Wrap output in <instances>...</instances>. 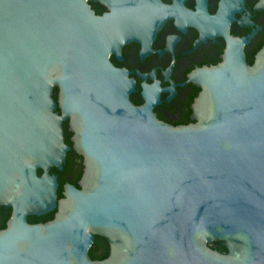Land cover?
Returning <instances> with one entry per match:
<instances>
[{"label": "water", "instance_id": "1", "mask_svg": "<svg viewBox=\"0 0 264 264\" xmlns=\"http://www.w3.org/2000/svg\"><path fill=\"white\" fill-rule=\"evenodd\" d=\"M85 1L0 0V207L11 209L0 264H264V47L249 66L242 46L260 27L248 40L228 35L243 1L220 0L208 15L206 0H195V12L184 0H101L110 9L102 17ZM248 12L239 26L254 24ZM167 19L182 33L199 32L182 54L206 38L226 42L223 63L187 74L201 89L193 124L171 126L152 112L160 91H170L168 102L173 86L186 83L168 77L179 36L168 35L163 50L150 48ZM132 40L141 44V62L165 49L172 57L161 70L169 87H158L154 68L135 70L153 80L140 83L139 107L128 99L132 71L107 61L110 53L122 61L119 49ZM68 117L86 168L80 189L65 183L57 201L48 169L60 170L70 149L61 127ZM56 208L46 224L26 221ZM96 235L109 246L101 261L88 255ZM215 241L227 252L208 246Z\"/></svg>", "mask_w": 264, "mask_h": 264}, {"label": "flooded vegetation", "instance_id": "2", "mask_svg": "<svg viewBox=\"0 0 264 264\" xmlns=\"http://www.w3.org/2000/svg\"><path fill=\"white\" fill-rule=\"evenodd\" d=\"M220 0H206V11L208 15H215L216 10H218V3ZM243 7L240 13L234 12L233 18L234 21L230 22L228 35L231 38L245 37V40H248L247 35L251 33L252 30L256 29V26L260 27V30H257L256 33L249 38L248 43L242 46V53L244 60L247 65L253 66L255 63L256 55L264 47V9H254L253 7L260 0H242ZM162 4L172 5V0H160ZM195 0H184L183 6L186 9H190L192 12H195L196 6ZM85 4L89 6V10L93 11V16L102 17L103 13H109V5L102 3L101 0H86ZM210 5V6H209ZM241 5V3H239ZM249 7V8H247ZM248 12L251 17L249 21L253 22L252 25L239 26L238 21H242L241 16L245 12ZM247 14L243 16L246 17ZM174 19H167L161 26V28L155 33V37L150 44L151 50H163L166 47V37L168 35L179 36V40L173 46V59L174 63L171 67V72L169 74V80L173 84H181L188 80L187 74H190L192 70H195L194 65L197 68H202L203 66H216L218 63H223L221 56L224 54L222 51L226 47V42L224 37L215 36L213 38H206L204 42H201L193 51L190 53L182 54L189 49H192L193 43L196 39H199V32L195 27L186 26L185 33L177 30L174 26ZM217 41L212 42V41ZM212 42V43H211ZM120 56L122 61H119L115 58V53H110L107 57V61L113 66V68L121 69L124 68L127 71H132V73H127V78L134 79V90L128 94L129 102L134 106L139 107L145 103L141 95L142 87L140 83L144 81L145 84L150 85L153 83V80L149 78V75H146L147 78L141 79V76L136 75L135 70L139 71L140 74L151 73V70L154 68V80L158 81V87L163 89L164 87L171 86L170 82L164 80V75L162 72L169 67L172 57L171 53L164 50V53L158 58V52H153L148 54L145 58H142V62L139 58V51L141 50V44L135 40H132L119 49ZM182 54V55H181ZM160 67V68H157ZM162 70V72H161ZM164 80V81H163ZM175 90V95L168 101H164L167 96L170 95V91H160L159 92V104H156L152 108V112L160 122L166 123L171 126H180L188 125L195 123L194 119L190 118V115L193 114L192 104L194 103V98L199 96L201 91L200 87L192 85V82H186L182 86L175 85L173 86ZM59 89L54 87L52 89V98L57 101ZM56 111L61 115V110L59 107L56 108ZM70 119L63 120L61 123L62 132H63V144L68 146L70 149L66 151L64 163H61V169L52 166L48 169L49 175H56L55 179L57 182L56 196L57 201L62 199L63 193L65 191L64 185L73 186L75 189H80V184L78 183L83 175L84 169L86 168L84 162L85 157L77 152L74 148V141L72 137L75 136V132L69 130ZM42 170H37V175L40 176ZM58 212V209H54L48 213L41 214L37 216L36 214H29L26 216V221L29 225H39L40 223L46 224L55 219V213ZM11 209L0 207V230H3L7 226V221L10 219ZM104 238L100 236H94L92 243L88 249V255L92 261H101L107 258L109 254V246L107 243V250L105 254V249L103 248Z\"/></svg>", "mask_w": 264, "mask_h": 264}, {"label": "trees", "instance_id": "3", "mask_svg": "<svg viewBox=\"0 0 264 264\" xmlns=\"http://www.w3.org/2000/svg\"><path fill=\"white\" fill-rule=\"evenodd\" d=\"M208 246L214 250H217L220 253H226L227 252L226 248L219 241L211 242L208 244ZM103 248L105 249V254H106V250L108 247H107V241L105 240V238H104Z\"/></svg>", "mask_w": 264, "mask_h": 264}]
</instances>
